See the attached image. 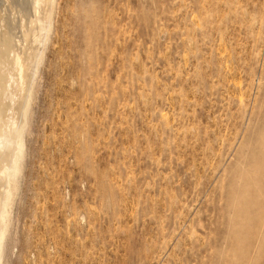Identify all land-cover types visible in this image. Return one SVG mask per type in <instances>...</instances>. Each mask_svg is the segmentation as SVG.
I'll use <instances>...</instances> for the list:
<instances>
[{
	"label": "rangeland",
	"instance_id": "1",
	"mask_svg": "<svg viewBox=\"0 0 264 264\" xmlns=\"http://www.w3.org/2000/svg\"><path fill=\"white\" fill-rule=\"evenodd\" d=\"M44 51L0 264H264V0H53Z\"/></svg>",
	"mask_w": 264,
	"mask_h": 264
},
{
	"label": "bare ground",
	"instance_id": "2",
	"mask_svg": "<svg viewBox=\"0 0 264 264\" xmlns=\"http://www.w3.org/2000/svg\"><path fill=\"white\" fill-rule=\"evenodd\" d=\"M15 1L0 2L4 5L1 9L3 15H0V247H2L3 234L7 227L6 219L9 217H7L10 206L8 200L16 190L14 188L17 187L8 188L7 192L5 190L6 187H10L7 185L12 180L16 186L15 180L20 169V150L23 145L20 140V125H15V118L18 117V120L20 117L21 123V117L25 115H23V109L28 107L38 64L43 60L45 53L53 5V0H27L28 2L24 0L28 7L23 10L25 5L20 4L22 7L19 6V8L23 10L20 12L17 9L18 3L15 5ZM19 38H21V44L17 42ZM7 74L11 77L7 78ZM11 79L13 85L12 82L10 84ZM7 99L14 100L10 107H7L10 105L8 103L4 107L3 102ZM8 108L12 112V118H10L12 123L7 120ZM8 122L9 126L13 125L8 127ZM17 123L19 124V120ZM2 187H5L4 191L1 190Z\"/></svg>",
	"mask_w": 264,
	"mask_h": 264
}]
</instances>
